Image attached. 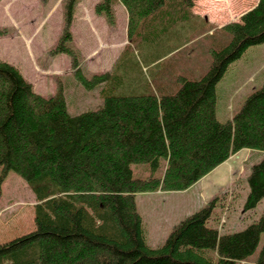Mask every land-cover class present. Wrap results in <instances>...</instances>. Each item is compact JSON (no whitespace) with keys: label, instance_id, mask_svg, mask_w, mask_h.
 <instances>
[{"label":"trees","instance_id":"trees-1","mask_svg":"<svg viewBox=\"0 0 264 264\" xmlns=\"http://www.w3.org/2000/svg\"><path fill=\"white\" fill-rule=\"evenodd\" d=\"M77 1L64 0L52 50L72 56L75 73L92 88L113 73L89 78L79 73L71 28ZM119 1L128 11L131 41L166 2ZM176 6L173 28L146 45L147 51L160 46L150 56L181 38L176 35L184 31L181 13L191 11L193 0H178ZM254 10L245 22L225 26L230 33H211L212 39L220 34L225 40L211 47V64L200 77L179 74L164 89L159 82L150 89L138 81L137 88L146 90L108 95L101 108L76 115L68 112L61 91L42 94L16 65L0 59V189L14 171L36 195L35 227L0 243V264H264V242L250 259L264 234V210L245 228L221 232L208 224L214 198L152 246L136 200L142 192L186 190L244 148L264 152V84L231 119L222 122L216 111L217 84L229 66L250 46L264 43V0ZM95 12L116 24L113 0H99ZM8 33L0 28V36ZM161 159V176L134 177L132 163L158 167ZM248 186L245 209L264 198V156L252 164Z\"/></svg>","mask_w":264,"mask_h":264},{"label":"rangeland","instance_id":"rangeland-1","mask_svg":"<svg viewBox=\"0 0 264 264\" xmlns=\"http://www.w3.org/2000/svg\"><path fill=\"white\" fill-rule=\"evenodd\" d=\"M98 1H77L74 12L75 26L71 28L73 35L74 32L77 35L76 43L79 46L80 41L84 43L88 21L92 23L91 31L88 33L94 39L93 43L96 38L97 41L99 40L98 37L113 38L116 41L117 35L120 34L122 28L120 18L119 26L115 29L106 22L110 27L109 31H113L110 34L108 28L102 29L103 16L95 12V5ZM113 1L116 2V0ZM177 1L166 0L163 6V9L173 11L171 16L165 15L163 20L159 16L152 17L148 23L156 22L159 25L161 21L162 24L168 26L175 24ZM262 1L193 0L192 8L194 7L195 12L205 14L208 19L213 20L212 23L219 31L222 30V33L228 34L230 32L224 28L225 26L234 22H245L246 14L248 15L253 9L257 10ZM221 4L225 8L230 7L234 19L231 18L220 27L219 24L223 22L220 21L216 12L223 9ZM63 5L64 0H0V28L10 31L0 36V59L16 65L32 82L34 88L42 94L48 96L61 91L71 115L101 108L104 98L108 95L138 92L144 88L140 85L137 88L135 83L138 81L140 84L147 83L150 89L158 84L154 76V67L148 70L142 65L143 62L146 63L145 49L151 46L150 41H152L148 28L154 24L149 25L146 20L138 29L137 36L133 37V41L129 40L132 42L130 48L123 50L120 55H117L118 52L113 53L114 62H110L112 56L109 59L107 55V52L110 54L111 51L102 50L100 58L104 65L99 67L108 70L113 65L110 69L113 78L88 88L75 73L73 57L68 53H55L52 50L63 25ZM95 16H98L101 21L93 20ZM140 33L142 35L137 38ZM209 34L210 32L208 36L197 35L192 44L182 51L160 59L158 65L159 68L165 70L164 81L176 78L179 74L188 76L190 74L193 78H198L206 72L212 60L210 49L212 46L218 47L217 42L215 43L217 40H210L211 34L210 36ZM216 35L221 37L220 34ZM93 43L88 47L91 51L94 50ZM79 55L81 63L79 66L86 65L83 64V56L80 53ZM92 56L95 58L94 53ZM148 56L151 58L153 55ZM90 63L91 61L88 65ZM109 63L111 65H108ZM79 66L80 74L88 78L95 74L87 71L84 66ZM263 84L264 43H260L250 46L238 60L229 66L226 78L219 88L216 104L218 119L222 122L231 119L241 109L246 98L254 90L261 88ZM263 156V150L244 148L186 190L149 191L138 194L137 205L143 217L148 243L152 246L160 245L172 227L184 216L214 198L215 206L208 224L218 227L221 232L241 230L257 220L264 210V198L251 209H245L244 203L249 190L248 174L252 164L258 162ZM131 168L134 177L144 178L151 174L161 176L164 170V160L161 159L158 167L146 162L132 163ZM1 169L0 165V171ZM35 203L36 195L29 183L18 173L10 171L0 189V243L29 232L35 227ZM263 242L264 234H262L257 251L250 257L251 260L257 258Z\"/></svg>","mask_w":264,"mask_h":264},{"label":"crops","instance_id":"crops-1","mask_svg":"<svg viewBox=\"0 0 264 264\" xmlns=\"http://www.w3.org/2000/svg\"><path fill=\"white\" fill-rule=\"evenodd\" d=\"M221 6L223 9L221 11L217 10V12H216L217 16H219V18H220V21L223 22L222 24H219L220 27L223 26L224 24H226L225 22L230 21L231 18H232V20L234 19L232 11H230V9H229L230 7L226 6L227 8H225L222 4H221ZM193 8H191V9L193 10ZM114 10L116 12L117 21H116V25L112 26L111 28L115 29L116 27L119 26V23H120L119 18L122 21V28L120 29V34L117 35L116 41L113 38L112 39H106V37H104V38L98 37L99 40L97 41V38H96L95 43H93L94 39L91 38V35L88 33L91 31L90 29L92 27V23H90V21H88L87 29H85L86 30L85 33H87V34L84 35V43H81V41H80V46L78 45V43H76L77 35L74 32V38H73L74 45L78 49L79 53L83 56V58H82L83 64H86V65H80L79 67L84 66L87 69V71H92L94 73H101V72H105V71H110V69L113 68V65H111L110 63L108 65H111V68L108 70H106L107 68H104V67L100 68L99 67L100 65H104L102 58H100V55L102 54V50L106 49V50L111 51L110 54H109V52H107V55H109V59H110V56H112L113 53L118 52L117 55H120V53L123 50L130 48L132 42L129 41L128 34H127L128 11L125 8V6L121 4V2L119 0H116V2H114ZM191 12H192V14H191ZM172 14H173V11H171L170 9L165 10L162 7L157 12V14L155 16H153V18H156V16H159L160 18L162 16H165V15L171 16ZM181 14L182 15L186 14V16H184V18H185L184 22H182L181 23L182 25H180L181 31L184 30L183 33H178V34L176 33V35L180 36L181 38L178 39L176 43H174V44L171 43L170 48L168 50H166V51L164 50V52H162L158 55H155L154 57L152 56L150 58L148 55H150L153 51L154 52L161 51L160 46L154 47L153 50L150 47V49H149L150 51L145 50L146 51V55H145L146 63L143 62L142 65H143L144 69L148 68V70L154 67V76L157 80H160V79L163 80L164 76H165V70L162 68H159L160 66L158 65V64H160L159 61H160V59H162V57H165L167 55L175 54V53H178L179 51H182L186 46H189L192 44L193 40L195 39V37H197V35L201 34L202 36H208L207 34L209 32L211 34L215 29H217L215 27L216 25H214L212 23L213 20L208 19L205 14H201L200 12L197 13L194 10L190 11V12L189 11H183ZM229 16H230V18H229ZM75 19H76V15H74V20H73V24H72L73 27L75 26V21H76ZM93 20H100V19L98 16H95V18H93ZM101 20H102V29L108 28V31H109L110 27L107 26V23H106V20L104 19V17ZM153 23H151V24H153L152 27L149 26L148 31L150 32L151 37H154V38H158L163 31H166V30L173 28L172 27L173 25L170 27H167L165 24H162L161 21H160L159 25L156 22H153ZM111 32H113V31H109V34ZM210 34H209V36H210ZM140 35H142V33L138 34L137 38H140ZM216 37H218V35H216ZM217 39L218 40L215 41V43L217 42L216 44L220 45L225 40V36L218 37ZM210 40H215V39L210 38ZM220 41H221V43H220ZM92 43H93L92 46L94 47V50L91 51V49H89L88 47H90V45ZM85 46H86V48H85ZM93 53L95 54V58H93L94 56H92ZM90 55H91V57H90ZM113 60H114V56L111 57L110 62ZM89 61H91L90 65H88ZM188 69H190V67H188ZM193 73H195V72H193ZM226 74H227V72L223 76L222 80H220L217 84V93L218 94H219V88H220L221 82L226 78ZM158 82H159V84H161V87H159V88L164 89V88L168 87L166 85L169 82H167V81H162V83H161V81H158ZM158 191L164 192V191H160V190H158ZM158 191H155V192H158ZM165 192H171V191H165Z\"/></svg>","mask_w":264,"mask_h":264}]
</instances>
